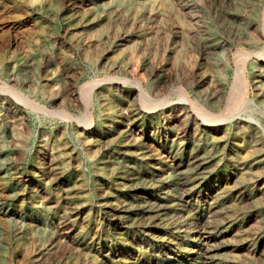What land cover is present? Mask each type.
I'll return each mask as SVG.
<instances>
[{
    "label": "rangeland",
    "instance_id": "obj_1",
    "mask_svg": "<svg viewBox=\"0 0 264 264\" xmlns=\"http://www.w3.org/2000/svg\"><path fill=\"white\" fill-rule=\"evenodd\" d=\"M0 264H264V0H0Z\"/></svg>",
    "mask_w": 264,
    "mask_h": 264
},
{
    "label": "bare ground",
    "instance_id": "obj_2",
    "mask_svg": "<svg viewBox=\"0 0 264 264\" xmlns=\"http://www.w3.org/2000/svg\"><path fill=\"white\" fill-rule=\"evenodd\" d=\"M242 79H241V85H240V90H239V92H238V94H237V96H236V98H234V103H233V109H234V107H238V106H241V108H242V104L245 102V100H246V81H245V79H244V72H246V63H245V65H243V67H242ZM134 83V82H133ZM132 83V84H133ZM134 84H136V82L134 83ZM138 84H136V86H137ZM138 87V86H137ZM12 91V90H11ZM13 93V92H12ZM172 93V92H171ZM183 96H184V100L186 101V102H188V103H190L191 104V106L190 107H194V109H195V111L200 115V116H202L204 119L205 118H208V117H210V115H209V113L207 112V110L203 107V106H200V105H197V103H194L193 101H191L190 99H188L187 97H186V95H184V93H183ZM183 98V97H182ZM90 102V101H89ZM195 104V105H194ZM244 107V106H243ZM240 111V110H239ZM233 112V111H232ZM236 112V111H235ZM238 112V111H237ZM64 113V112H63ZM196 113V114H197ZM65 115V114H64ZM88 115V114H87ZM212 115V114H211ZM232 116V115H231ZM203 118H201V119H203ZM210 119V118H209ZM228 119V118H227ZM230 119V118H229ZM211 120V119H210ZM226 120V119H225ZM207 121V120H206ZM214 122V121H213ZM208 123V122H207ZM88 124V123H87Z\"/></svg>",
    "mask_w": 264,
    "mask_h": 264
}]
</instances>
